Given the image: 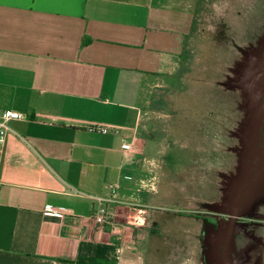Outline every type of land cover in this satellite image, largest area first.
<instances>
[{"label": "crops", "instance_id": "0c3cea01", "mask_svg": "<svg viewBox=\"0 0 264 264\" xmlns=\"http://www.w3.org/2000/svg\"><path fill=\"white\" fill-rule=\"evenodd\" d=\"M197 4L0 0V110L25 115L10 121L2 150L0 264L218 262L225 221L181 206L140 126L151 79L179 59ZM90 122L121 129L93 132ZM112 183L113 200L93 198ZM100 208L111 222L91 218ZM244 210L221 258L264 264V203Z\"/></svg>", "mask_w": 264, "mask_h": 264}, {"label": "rangeland", "instance_id": "374dc122", "mask_svg": "<svg viewBox=\"0 0 264 264\" xmlns=\"http://www.w3.org/2000/svg\"><path fill=\"white\" fill-rule=\"evenodd\" d=\"M193 19L179 59L151 79L140 126L181 206L225 221L215 264H226L240 202L264 203V0H198Z\"/></svg>", "mask_w": 264, "mask_h": 264}, {"label": "built area", "instance_id": "2783aa9c", "mask_svg": "<svg viewBox=\"0 0 264 264\" xmlns=\"http://www.w3.org/2000/svg\"><path fill=\"white\" fill-rule=\"evenodd\" d=\"M22 118H25V115L18 111L11 110V109L0 110V165H1L2 150H3L4 143H5V139H6L8 132L11 131L9 123L12 120L22 119ZM86 128L89 131L100 132V133L118 132L121 129V127L118 125L104 124V123H98V122H90L86 125ZM130 144L131 143H129L128 141H124L122 148L127 149L130 147ZM117 187H118L117 184H113V183L109 184L108 188L110 191L109 193L110 196H107V197L95 196L93 198H95L98 201L113 200L117 192ZM45 209L47 211L59 213V214H64V213L69 212V209L67 207H59V206H54V205H47ZM90 216L98 224L111 222L109 214L101 208L93 211Z\"/></svg>", "mask_w": 264, "mask_h": 264}, {"label": "water", "instance_id": "95a60500", "mask_svg": "<svg viewBox=\"0 0 264 264\" xmlns=\"http://www.w3.org/2000/svg\"><path fill=\"white\" fill-rule=\"evenodd\" d=\"M262 113H263V117H264V106H263V110H262ZM241 194L239 195V198H240ZM238 198V199H239Z\"/></svg>", "mask_w": 264, "mask_h": 264}]
</instances>
